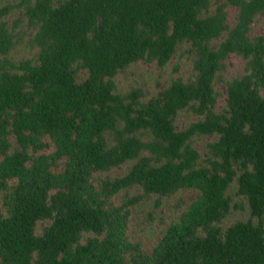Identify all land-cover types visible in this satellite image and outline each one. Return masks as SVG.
Returning a JSON list of instances; mask_svg holds the SVG:
<instances>
[{
  "label": "trees",
  "instance_id": "16d2710c",
  "mask_svg": "<svg viewBox=\"0 0 264 264\" xmlns=\"http://www.w3.org/2000/svg\"><path fill=\"white\" fill-rule=\"evenodd\" d=\"M21 6L10 25L14 8L0 0V264H264V34H252L264 0ZM24 20L36 54L15 61ZM183 43L192 78L147 100L142 88L116 91L118 73L141 60L164 68ZM231 54L245 72L224 79ZM217 82L227 95L221 111ZM181 110L198 119L178 130ZM205 135L218 137L202 161L192 138ZM130 160L125 175L99 178ZM234 183L251 219L223 229ZM133 187L142 192L114 204ZM180 189L200 194L146 254L129 240V207L152 194L158 207Z\"/></svg>",
  "mask_w": 264,
  "mask_h": 264
},
{
  "label": "rangeland",
  "instance_id": "374dc122",
  "mask_svg": "<svg viewBox=\"0 0 264 264\" xmlns=\"http://www.w3.org/2000/svg\"><path fill=\"white\" fill-rule=\"evenodd\" d=\"M61 1V0H58ZM3 4L13 6V12L6 17L10 25L14 20L23 16L24 9L21 6L22 0H3ZM213 3L212 8H215ZM237 8L229 7V22L232 24L237 17ZM20 35L23 38L10 53V58L19 61L27 58H33L36 49L32 48L28 41L32 34V30L28 26L26 20L19 25ZM253 35L264 34V15H259L252 27ZM189 43H183L179 46L177 53L167 63L164 68H160L155 62L138 61L133 63L125 71L118 73L114 80L116 82V91L119 93H127L132 88H142L146 94L144 100L155 97L160 90L167 87L175 78L182 77L184 80L194 76L193 70V54L189 53ZM245 72V59L231 54L227 59V70L223 74L224 79H231L234 76L241 75ZM79 81L87 77V72L81 70L79 72ZM216 90L220 92L218 98L217 111H221L227 104L226 88L224 83L217 82ZM198 118L189 110H181L176 116V128L184 129L188 124L196 121ZM218 136H194L192 138L193 146L200 152L202 161L208 157L207 144L215 141ZM54 149L44 150V153L52 152ZM134 160H130L125 164L102 172L99 178H115L125 175L132 167ZM65 161L60 162L59 169H63ZM237 185L234 183L229 190L232 196V208L228 216L222 223L225 229L233 223L251 219L250 208L245 198L235 194ZM142 192L140 187H133L127 190H121L113 197L115 205H121L127 196H135ZM200 192L196 189H180L171 196H165L161 199V204L156 207L159 199L157 194H152L150 198L143 199L140 202L129 207L130 215L128 221L129 240L140 248L146 254H149L158 245L161 237L168 226L178 221L180 215L188 208V206L199 196ZM41 228V227H40ZM40 231V230H39ZM93 233H84L83 241L93 237Z\"/></svg>",
  "mask_w": 264,
  "mask_h": 264
}]
</instances>
